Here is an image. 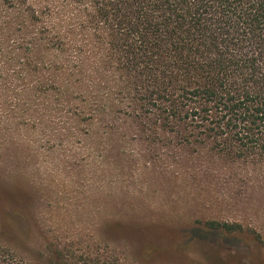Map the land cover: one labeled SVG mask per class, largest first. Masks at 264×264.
Here are the masks:
<instances>
[{
    "label": "trees",
    "instance_id": "1",
    "mask_svg": "<svg viewBox=\"0 0 264 264\" xmlns=\"http://www.w3.org/2000/svg\"><path fill=\"white\" fill-rule=\"evenodd\" d=\"M0 3L8 124L40 135L65 119L59 132L111 138L116 121L129 122L142 139L192 141L251 165L264 183V0ZM241 231L205 221L178 247ZM13 240L0 244V264H138L80 234L52 235L42 249Z\"/></svg>",
    "mask_w": 264,
    "mask_h": 264
},
{
    "label": "rangeland",
    "instance_id": "2",
    "mask_svg": "<svg viewBox=\"0 0 264 264\" xmlns=\"http://www.w3.org/2000/svg\"><path fill=\"white\" fill-rule=\"evenodd\" d=\"M4 14L0 3V67ZM64 122L49 120L40 135L8 124L0 87V244L22 239L42 249L52 235L80 234L138 264H264V183L255 167L192 141L142 139L129 122L116 121L121 134L111 138L59 132ZM210 220L243 231L195 239L181 254L183 235Z\"/></svg>",
    "mask_w": 264,
    "mask_h": 264
}]
</instances>
